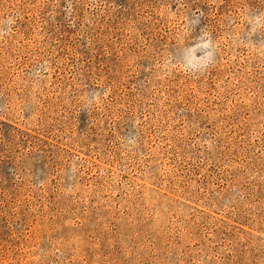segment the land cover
Listing matches in <instances>:
<instances>
[{
    "label": "rangeland",
    "instance_id": "1",
    "mask_svg": "<svg viewBox=\"0 0 264 264\" xmlns=\"http://www.w3.org/2000/svg\"><path fill=\"white\" fill-rule=\"evenodd\" d=\"M0 32V264H264V0H0Z\"/></svg>",
    "mask_w": 264,
    "mask_h": 264
},
{
    "label": "clouds",
    "instance_id": "2",
    "mask_svg": "<svg viewBox=\"0 0 264 264\" xmlns=\"http://www.w3.org/2000/svg\"><path fill=\"white\" fill-rule=\"evenodd\" d=\"M4 22H7L8 24H12V23H14V21L12 20V19H8V20H6V21H4ZM6 33H3V32H0V35H5ZM205 46H207V45H205ZM183 67V66H182Z\"/></svg>",
    "mask_w": 264,
    "mask_h": 264
}]
</instances>
